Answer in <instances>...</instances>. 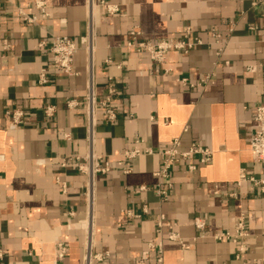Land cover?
Here are the masks:
<instances>
[{"label":"crops","instance_id":"obj_1","mask_svg":"<svg viewBox=\"0 0 264 264\" xmlns=\"http://www.w3.org/2000/svg\"><path fill=\"white\" fill-rule=\"evenodd\" d=\"M12 1L35 20L25 24L16 7L0 3V246L5 264H81L87 178L78 161L66 168L60 163L62 157L88 153L84 108L65 103L86 90L87 54L83 48L74 54L76 74L68 76L52 66L38 44L51 35L78 42L88 32L87 13L96 94L104 97L108 79L116 90L114 122L105 121L102 108L95 111L92 148L111 166L94 179V248L109 253L102 264H135L146 241L158 237L162 262L151 255L147 264H237L236 246L212 234L232 230L239 212L246 215L248 233L243 260L264 264V191L236 184L240 168L264 173L248 150L252 107L264 102V5L252 6L251 0H44L42 12L36 0ZM101 1L117 10L109 14ZM186 28L204 44L187 52L169 50L161 64L127 45L135 29L140 39L178 40ZM5 37L9 49L3 48ZM42 68L46 84L37 82ZM46 104L55 107L51 118L42 115ZM15 107L23 109L24 122L9 129L4 112ZM175 137L181 150L192 143L211 150L209 162L180 161L166 180L154 174L160 165L155 153L122 161L130 169L126 173L118 165V153L136 138L155 152ZM167 183L169 195L162 200L154 188ZM161 215L176 224L186 247L169 240L166 228L155 233ZM196 217L204 219L202 231L193 225ZM56 239L67 251L54 262Z\"/></svg>","mask_w":264,"mask_h":264},{"label":"built area","instance_id":"obj_2","mask_svg":"<svg viewBox=\"0 0 264 264\" xmlns=\"http://www.w3.org/2000/svg\"><path fill=\"white\" fill-rule=\"evenodd\" d=\"M0 3L10 4L12 7L17 9V17L21 22L28 24L32 23L35 20V17L27 12H24L19 8L18 5L14 4L12 0H0ZM104 9L110 14L117 10L115 5L106 4L105 2H100ZM252 6L264 5V0H251ZM35 6L44 12L45 1L36 0ZM87 24L88 32L87 34L80 36L78 42H74L69 37L65 35H51L47 38L40 40L38 47L41 50H44L54 68L59 70L61 73L72 76L75 73L72 67L73 56L80 49L83 48L87 54V74L88 80L86 83V90L80 99L75 98H66V106L68 108H74L76 106H83L86 125L88 127V153L85 156H66L61 158V167L66 168L68 164L72 161H78L77 168L80 172H83L86 175V191L85 196L87 199L88 206V219L84 226V236L82 243V256L81 264H102L105 259L109 256L107 251H96L94 248V232L92 227V210L94 204V179L97 174H103L110 170L111 166L105 157L96 155L92 152L93 148V136H94V127H95V111L97 108H102L105 115V121L108 123H113L116 119V112L113 108V96L115 94V87L111 79L105 84L106 92L103 98H98L95 91V84L92 77L93 63L92 56L94 51V42H93V29H92V17L87 13ZM132 39L127 42V45L133 48L137 52H145L149 57L156 63H162L166 57V54L169 50H177L182 52H187L192 49L194 46L202 45L204 42L197 37L193 36L190 29L186 28L185 34L181 39H159V40H150V39H140L137 36L140 35L138 30H132L130 32ZM190 36L187 39V36ZM212 35L218 37L219 35L212 31ZM10 41L8 38L3 39V48L9 49ZM110 60H106V63H109ZM46 69L42 68L37 76V82L39 84H46L49 81ZM184 82L185 79L183 78ZM203 80L197 82L196 86L201 85ZM55 107L52 104H46L42 108V115L45 118H51L54 114ZM5 118L8 120L9 129H16L24 122V112L23 109L19 107L7 108L4 112ZM142 139L136 138L134 144L130 149L123 150L118 153V156L121 158L118 162V165L121 166L123 171L126 173L130 169L123 165L122 161L132 160L141 154H153L155 153L160 157V165L157 171H155V176L159 180H166L174 166L179 164L180 161H186L192 158H197L200 163H207L211 159L212 152L206 147H203L199 144L192 143L188 149H180V139L175 137L171 140L170 144L161 150H153L149 147L142 146ZM248 150L250 152L251 160L253 164L260 166L264 165V102L255 104L252 107V118L248 126ZM82 158V162L79 163V160ZM189 168H194L193 164L188 165ZM57 182L60 181L57 178ZM244 182L249 183L250 185L258 188L260 191H264V173L262 174H253L247 173L244 168L239 169L238 178L236 181L237 185H240ZM61 186L65 189L64 182H61ZM142 190L147 189L145 186H141ZM170 184L167 183L165 186L159 184L154 188L157 196L166 200L169 195ZM140 212H146L145 208H142ZM127 214L136 218L140 214H132L127 212ZM175 223L167 221L164 219V216L156 222L155 233L159 236L162 233L163 228L167 229V238L171 241H176L181 247H186V243L182 240L181 236L174 230ZM193 225L199 230L202 231L205 225L204 219L196 217L193 220ZM247 223L246 215L244 212H239L237 217L234 220V226L232 230H219L212 234V237L218 241H229L236 246V252L234 254V259L237 261V264H246L243 260L244 254L247 252V245L245 238L247 236ZM67 251L65 242L62 240L56 239L54 241V262L61 260ZM162 252H163V243L158 237L157 239H150L146 241L145 248L140 252L139 256L135 260V264H147L151 258V255L154 256V261L156 263L162 262ZM0 264H5V252L0 246ZM253 264H262L259 260H254Z\"/></svg>","mask_w":264,"mask_h":264}]
</instances>
